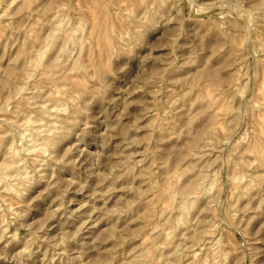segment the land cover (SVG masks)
<instances>
[{
    "label": "rangeland",
    "instance_id": "1",
    "mask_svg": "<svg viewBox=\"0 0 264 264\" xmlns=\"http://www.w3.org/2000/svg\"><path fill=\"white\" fill-rule=\"evenodd\" d=\"M0 175V264H264V0H0Z\"/></svg>",
    "mask_w": 264,
    "mask_h": 264
},
{
    "label": "bare ground",
    "instance_id": "2",
    "mask_svg": "<svg viewBox=\"0 0 264 264\" xmlns=\"http://www.w3.org/2000/svg\"><path fill=\"white\" fill-rule=\"evenodd\" d=\"M63 20H64V19H63ZM54 25H55V24H54ZM60 25H61V24H60ZM53 27L55 28V26H53ZM56 28H57V27H56ZM76 28L78 29V27H76ZM76 28H75V29H76ZM61 29H62V28H61ZM75 29H74V30H75ZM71 30L73 31V29H71ZM78 32H79V31H78ZM69 35H70V34H69ZM72 35H74V34H71V36H72ZM80 39H81V38H80ZM70 40H73V38L70 39ZM70 40H68V41H70ZM74 40H75V37H74ZM52 41H53V40H52ZM68 41L66 42V44L68 43ZM79 41H80V40H79ZM70 43H71V41H70ZM72 43H73V42H72ZM72 43H71V44H72ZM71 44H70V45H71ZM73 44H74V43H73ZM75 44H77V43L75 42ZM75 44H74V45H75ZM57 49H58V48H57ZM63 49H64V48H63ZM63 49H62V51H63ZM43 50H44V49H43ZM45 50H46V49H45ZM45 52H46V51H45ZM65 52L68 53V51H66V50L64 51V53H65ZM41 53H43V52H41ZM61 53H62V52H61ZM61 53L59 54L60 56H61ZM43 54H44V53H43ZM43 54H42V55H43ZM62 54H63V53H62ZM59 55H58V56H59ZM68 55H69V53H68ZM63 56H64V55H62L61 57H63ZM58 58H59V57H58ZM56 61H57V60H56ZM57 62H58V61H57ZM57 62H55V63L57 64ZM35 66H36V64H35ZM35 66H32V70L34 69L33 67H35ZM29 68H30V67H29ZM29 68H27V69L30 70ZM35 68H38V67L36 66ZM37 70H38V69H37ZM37 70H35V71H37ZM26 73H27V72H26ZM27 74H29V73H27ZM31 75H33V74H31ZM28 76H29V75H28ZM29 77H30V76H29ZM43 110H44V108H43ZM53 111H54V110H53ZM47 115H49V114L47 113ZM50 116H51V115H50ZM28 121H30V120H28ZM24 123L27 124V121L24 122ZM59 128H60V127H59ZM56 131H57V128H56ZM53 132H54V131H53ZM51 133H52V132H51ZM31 134L33 135V133H31ZM52 134H53V133H52ZM49 136H50V134H49ZM52 138H53V137H52ZM45 139H46V138H45ZM31 141H33V140L31 139ZM35 141H36V140H35ZM41 141L43 142V140H41ZM50 141H51V140H50ZM46 142H47V141H46ZM46 142H45V143H46ZM32 144H33V142H32ZM36 144H37V143H36ZM47 144H48V143H47ZM50 145H51V144H50ZM32 147H33V146H32ZM45 147H46V146H45ZM50 147H51V146H50ZM12 148H13V147H12ZM12 148H11V149L9 148L10 152H8V153H10L11 155H12V153H13ZM39 148H40V147H39ZM33 149H36V148H33ZM42 149H43V148H42ZM6 150H7V149H6ZM9 150H8V151H9ZM43 150H45V148H44ZM46 150H47V149H46ZM45 152H46V151H45ZM16 154H18V153H16ZM11 155H10V156H11ZM14 156H15V155H14ZM11 157H12V156H11ZM11 157H10V158H11ZM15 157H16L17 159H18V157L20 158V156L17 157V155H16ZM15 157H14V158H15ZM10 161H13V159L10 160ZM21 161H22V160H21ZM22 162H23V161H22ZM22 162H21V163H22ZM42 162H43V161H42ZM19 163H20V162H19ZM34 163H35V161H34ZM22 165H23V164H22ZM17 166H18V165H17ZM20 167H21V166H20ZM11 169H12V168H11ZM11 169H10V170H11ZM16 169H17V168H16ZM19 169H20V168H19ZM22 169H23V168H22ZM8 170H9V169H8ZM2 172H3V171H2ZM15 172H16V171H15ZM3 174H4V173H3ZM15 174H17V173H15ZM4 175H5V174H4ZM12 175H13V174H12ZM0 177H1V175H0ZM2 177H3V176H2ZM25 177H26V176H25ZM3 178H4V177H3ZM3 178H2V179L0 178V179L3 180ZM15 178H17V179L19 180L21 177H20V178L15 177ZM23 178H24V177H22L21 179L23 180ZM27 178H28V177H27ZM21 179H20V181H21ZM1 180H0V182H2ZM5 180H7V179L5 178ZM5 180H3V181L6 182ZM18 180H17V181H18ZM17 181H16V183H18ZM25 181H26V180H25ZM26 182H28V181H26ZM6 183H7V182H6ZM6 185H7V184H6ZM6 185H5V186H6ZM11 187H12V186H11ZM188 187H189V186H188ZM189 188H190V187H189ZM189 188H188V189H189ZM193 188H194V187H193ZM7 189H9V188L7 187ZM13 189H15V188H13ZM11 190H12V189H10V191H11ZM195 190H196V188H195ZM195 190L193 189V191H195ZM8 191H9V190H8ZM13 192H14V190H13ZM191 194H192V193H191ZM191 194H190V195H191ZM176 195H178V194H176ZM185 195H186V194H185ZM192 195H193V194H192ZM194 195H195V194H194ZM190 197H192V196H190ZM191 199H192V198H191ZM190 204H192V203H190ZM177 206H178L179 208H182V209L185 208V206H186V200H185V198H184V195H181V197H180L179 199L177 198ZM185 209H186V208H185ZM182 214H184V213L182 212ZM182 214H181V215H182ZM178 219H179V218H178ZM180 220H181V219H180ZM180 220H179V221H180ZM172 221H173V220H172ZM177 221H178V220H177ZM177 221H176V222H177ZM179 221H178V222H179ZM178 222H177V223H178ZM178 224H179V223H178ZM174 225H175V223H174ZM176 225H177V224H176ZM174 227L177 228L178 226H174ZM189 230H190V229H189ZM197 231H198V230H197ZM197 231H196V232H197ZM1 234H2V233H1ZM211 242H212L211 244H214V243H213V240H212ZM214 242L216 243L217 241L214 240ZM217 243H218V242H217ZM217 243H216V246H217ZM218 244H219V243H218ZM209 245H210V244H209ZM214 245H215V244H214ZM211 247H212V246H211ZM210 249H211V248H210ZM216 249H217V248H216Z\"/></svg>",
    "mask_w": 264,
    "mask_h": 264
}]
</instances>
